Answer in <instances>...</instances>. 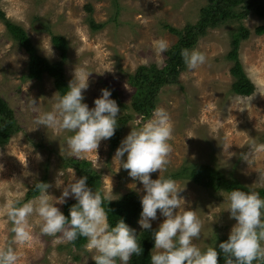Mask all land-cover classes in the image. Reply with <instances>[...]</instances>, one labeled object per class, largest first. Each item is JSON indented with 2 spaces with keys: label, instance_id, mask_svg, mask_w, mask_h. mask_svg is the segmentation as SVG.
I'll return each mask as SVG.
<instances>
[{
  "label": "rangeland",
  "instance_id": "obj_1",
  "mask_svg": "<svg viewBox=\"0 0 264 264\" xmlns=\"http://www.w3.org/2000/svg\"><path fill=\"white\" fill-rule=\"evenodd\" d=\"M206 5L207 0H0V12L24 30L40 57L49 63L62 62L67 86L75 69L91 72L89 87L84 92V102L89 108L94 107L101 89L117 93L122 105L118 104L121 110L118 120L130 118L121 129L118 146L132 129H138L152 118L155 108H163L173 127L169 141L172 151L167 171L161 173L163 177L169 178L191 165L209 166L234 181L236 188L256 191L264 197V151H254L257 145L264 144V35L256 36L254 32L264 27V19L250 13L240 21L208 29L192 48L205 54V64L189 70L183 62L175 83L157 92L148 119L143 120L130 108L134 90L128 78L142 66L154 65L161 69L166 65V52L157 55L153 42L163 38L169 42L170 50L178 40L164 27L182 31L186 25H195L199 11ZM89 21L100 26L99 29L93 31ZM239 26L249 32V37L240 42L238 49L242 71L254 86L249 97L232 92L234 79L230 69L233 64L226 59L230 36ZM52 35L66 40L64 60L51 44ZM27 71V54L11 39L0 21V97L12 111L19 128L8 143L0 147V249L8 246L13 235L7 206L27 202L26 193L41 181L51 185L47 189L52 196L50 199L59 197L62 187L55 186V179L59 171L67 178L70 169L65 167L67 160L89 162L101 179L97 191L107 193L112 201L128 193L137 194L139 199L143 195L138 179L131 178L122 167L118 171L120 163L113 159L118 146L110 151L109 140L101 141L97 154L68 157L66 138L71 132L45 126L35 128L33 121L41 112L53 110L58 94L52 78L43 75L41 80H29ZM247 152L253 153L250 165L242 159ZM158 175V171L152 173L151 178L156 179ZM173 180L178 189H184L178 193L181 197L178 212L194 210L202 223L201 237L193 243L202 251L210 247L219 251V243L228 239L236 223L226 211L228 193L204 189L193 184L187 176ZM56 206L62 212L63 205ZM164 219L158 210L152 228L158 229ZM29 223L30 241L13 245L17 264L95 263L94 250L89 251L85 246L78 250L71 243L41 234L38 216L30 217ZM135 229L142 231L138 223ZM253 264H264V260Z\"/></svg>",
  "mask_w": 264,
  "mask_h": 264
},
{
  "label": "clouds",
  "instance_id": "obj_2",
  "mask_svg": "<svg viewBox=\"0 0 264 264\" xmlns=\"http://www.w3.org/2000/svg\"><path fill=\"white\" fill-rule=\"evenodd\" d=\"M169 42L163 38L153 42L157 55L169 50ZM181 57L187 69L195 70L205 64L206 56L196 49H182ZM91 72L84 69L74 70L67 91L56 95L53 110L41 112L33 121L35 128L59 129L71 132L66 138V155L82 158L95 152L101 141L112 138L118 127L120 108L111 98V90L101 89V95L89 108L84 102V92L89 87ZM32 104H35L32 101ZM32 105L30 104V107ZM34 128V129H35ZM173 127L168 112L160 107L153 110L152 118L131 132L120 142L113 159L119 161L120 168L128 175L138 179L143 188L140 196L141 212L137 221L142 230H150L157 213L164 217L153 233V248L150 264H218V257L225 258V264H253L264 260V197L259 192L232 189L228 195L229 218L236 223L232 226L228 239L219 243L218 249L210 247L202 251L194 243L202 234V223L194 210L181 209V197L176 182L165 178L161 173L167 171L169 154L172 151L170 140ZM255 152L264 151V144L257 145ZM253 153L247 152L242 159L248 165ZM126 156L125 159H122ZM117 171V172H118ZM159 172L158 178L151 174ZM64 177L65 179H61ZM87 176L76 177L73 168L58 172L55 186L62 187L59 197H52L47 189L48 183L37 184L39 195L17 206H7V218L11 223L12 235L8 246L0 249V264H17L18 256L13 245H23L30 241L29 218L38 216L41 221L40 232L43 235L57 237L59 241L72 243L78 238H86L85 248L95 251L92 259L95 264H128L133 255L141 256L143 249L138 241L136 230L130 228L123 219L111 226L105 201H112L107 193L93 191L87 185ZM186 186V185H185ZM76 201L66 217L56 205H63L67 199ZM59 234V235H57Z\"/></svg>",
  "mask_w": 264,
  "mask_h": 264
},
{
  "label": "trees",
  "instance_id": "obj_3",
  "mask_svg": "<svg viewBox=\"0 0 264 264\" xmlns=\"http://www.w3.org/2000/svg\"><path fill=\"white\" fill-rule=\"evenodd\" d=\"M90 13V8L87 9ZM253 13L260 19H264V0H207V5L199 11V20L195 25H186L182 31H176L171 27H164L172 35H175L178 40L176 44L166 52V65L159 69L154 65L142 66L138 69L134 76L128 78L129 86L134 90L131 98V111L146 120L154 105V98L157 92L167 84H174L176 77L183 69V59L181 57L182 49H192L196 45L198 39L205 34L208 29L220 27L225 22L240 21L245 19L248 14ZM0 21L4 24L8 35L13 41L25 51L28 56V71L27 79L41 80L43 75L52 78L55 90L58 95H63L67 91L62 62L49 63L46 59L40 57L31 44L30 39L24 30L8 21L4 14L0 12ZM90 22V28L95 31L100 26ZM256 36L264 35V27H258L254 30ZM249 37V32L242 26H239L230 36V50L226 55V59L233 65L230 69V75L234 79L232 84V92L241 97H249L254 92V86L247 79L238 59V49L241 41H245ZM51 44L59 53V56L64 60L67 52V43L63 37L51 36ZM119 107L122 105L119 102L117 93L112 94ZM130 118H120L118 127L112 138L109 139L110 151H113L120 141V133L123 125ZM19 131L14 115L9 109L5 101L0 97V147L5 146L10 138ZM65 167L73 168L78 177L87 176V185L93 191L100 186V176L91 168L89 162L83 160H67ZM187 178L195 185L204 189L224 190L229 193L236 188L234 181L224 178L216 170L209 166L191 165L182 168L178 173L169 176L171 179ZM45 183L44 181L36 183L25 195V201L32 200L39 195L37 184ZM76 203L75 200L67 201L62 206V213L68 217L69 209ZM104 208L108 213V222L114 226L119 219L132 229L136 228V223L141 212L140 199L137 194L128 193L116 201L104 203ZM136 230V229H135ZM150 230H142L136 232L138 241L141 244L143 253L141 256L133 255L128 264H150V256L154 250L153 233ZM87 243L86 238H78L71 245L75 249H82ZM95 264V263H94ZM218 264H225L223 256L218 257Z\"/></svg>",
  "mask_w": 264,
  "mask_h": 264
}]
</instances>
